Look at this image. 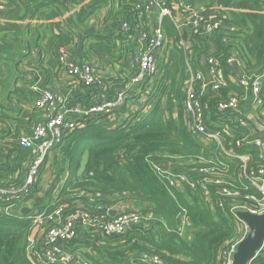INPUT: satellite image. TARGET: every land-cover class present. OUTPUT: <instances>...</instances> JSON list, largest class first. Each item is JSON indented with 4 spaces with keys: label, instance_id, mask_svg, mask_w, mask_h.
Wrapping results in <instances>:
<instances>
[{
    "label": "built area",
    "instance_id": "built-area-1",
    "mask_svg": "<svg viewBox=\"0 0 264 264\" xmlns=\"http://www.w3.org/2000/svg\"><path fill=\"white\" fill-rule=\"evenodd\" d=\"M7 1L0 0V10ZM116 2L115 13L121 10L120 3L124 0ZM127 2L128 12L122 13L112 27L117 36L113 60L125 70L124 80H120L123 85L110 96L95 95L89 106L81 100H71V93L67 95L37 87L39 95L34 105L38 115L30 133L19 137V144L30 152V156L20 184L0 185V201L5 203L0 204V209L4 213H22L19 210L24 198L51 166L55 152L91 113H102L110 126L117 123L128 126L147 116L153 109L158 89L170 83H164V76L176 44L187 56L188 76L183 86L186 123L202 153L151 164L170 187L198 191L211 206H228V213L242 223L241 236L230 240L220 253V264H232L239 243L250 230L238 212L245 209L264 213V108L260 95L263 74H246L234 55L227 59L234 67L233 72L227 74L219 59L212 55L216 50L214 37L223 28V9L226 8L217 4L211 6L206 0ZM166 18L176 26L179 41L168 36L164 28ZM205 39L210 52L204 61L196 62L194 66L193 43H203ZM37 53V49L32 50L33 56L38 57ZM83 56L75 58L69 49L61 51L59 61L71 74V85L103 83L104 73ZM235 66L242 69L240 76L236 75ZM230 82L240 86L243 92L230 90L226 97L213 103V109V96L208 94L218 95ZM253 147L259 150L255 159L249 152ZM234 162L239 167L235 177L229 172ZM163 163L169 168L165 169ZM63 183L64 179L58 186L62 187ZM58 193L59 189L51 203L54 209L50 212L35 208L33 204L26 205L32 222L27 255L33 264H92L88 255L95 252L93 244H104L99 237L123 236L151 218L140 209L121 207L114 201H122L121 196L107 203L100 201L99 193L82 190L75 195L87 199L72 205L69 202L59 204ZM113 210L115 214H112ZM179 218L180 234L185 235L191 230L192 220L185 210ZM142 260L155 264L162 262L159 255L147 253L143 254Z\"/></svg>",
    "mask_w": 264,
    "mask_h": 264
},
{
    "label": "trees",
    "instance_id": "trees-1",
    "mask_svg": "<svg viewBox=\"0 0 264 264\" xmlns=\"http://www.w3.org/2000/svg\"><path fill=\"white\" fill-rule=\"evenodd\" d=\"M84 1L8 0L5 11L0 10V16L6 20L0 23V60L7 65L20 62L27 46V36L31 33L32 20L38 21L35 29L39 34L36 46L39 61L49 57L47 62L52 67L61 66L59 56L67 49L74 54V49L77 52L81 47L85 54L92 53L101 58L111 56L113 47L106 37L86 46L90 34L97 37L90 33L91 18L103 9H109L105 30L115 43L117 36L112 27L122 13L128 12L129 3L124 0L120 3L121 10L115 13L116 0H89L71 14L66 24L55 21ZM206 1L211 6L217 4L226 8L223 9V28L214 37L216 50L212 55L219 59L227 74L234 70L227 62L233 55L241 62L246 74H263L260 95L264 108V0ZM164 28L175 42L181 39L169 18L165 19ZM7 34L9 37L5 36ZM193 50L192 60L196 66V62L204 61L210 52L208 41L194 42ZM186 61L185 51L175 44L164 76V83H170L161 87L165 95L159 97L156 94L152 111L141 120L128 126L121 123L110 126L102 113H91L83 119L53 156L50 167L54 179L49 189L44 192L39 179L24 198L35 208L50 212L54 209L51 203L57 189L58 203L72 205L87 199L75 195L86 190L99 193L101 202L108 203L118 196L122 200L128 198L135 201L143 213L150 214L146 223L123 236L99 237L104 244H93L95 252L88 255L92 264H155L142 260L145 253L159 255L160 264H220L222 249L230 240L241 236L242 223L228 213V206H211L198 191L170 187L151 164L202 153L201 146L189 132L183 108V86L188 76ZM41 64L43 66L45 62ZM122 85L117 83L112 93ZM80 87L82 92L76 94V98L89 106L95 95L103 97L108 85ZM232 89L243 92L240 86L230 82L218 95L208 94L213 96L211 103L226 97ZM175 106L178 110L176 116L173 114ZM212 107L214 109V104ZM11 146L5 168L13 174L20 170L23 178L24 163L30 152L21 148L18 142ZM249 152L254 159L258 158L257 148L253 147ZM238 171V164L234 162L229 172L235 177ZM63 179L64 183L59 187ZM13 182L2 186L17 183ZM0 204L5 203L1 200ZM182 209L192 220L191 230L185 235L179 231ZM29 215L0 212V264H33L27 255L32 228ZM250 264H264V246Z\"/></svg>",
    "mask_w": 264,
    "mask_h": 264
},
{
    "label": "crops",
    "instance_id": "crops-1",
    "mask_svg": "<svg viewBox=\"0 0 264 264\" xmlns=\"http://www.w3.org/2000/svg\"><path fill=\"white\" fill-rule=\"evenodd\" d=\"M89 0L84 1L82 4H80L78 7H74L73 10L70 12L65 13L63 16H60L56 18V22H63L67 23V19L70 18L71 14L74 11H77L80 6L87 3ZM117 3V2H115ZM117 6V4H116ZM115 6L114 10L117 9ZM5 11V7L2 9ZM108 8L103 9L100 13H98L96 16L91 18V29L90 33L95 34L88 36L87 40V47L100 37H106L108 39V43L111 47H113V51L110 55H105L103 58H101L98 55L88 53L85 54L84 51H82V48L79 47L77 49V52L74 49L73 57H78L81 55H84L85 57L92 58L93 64L99 69L101 65L98 66L99 59H103V71L102 73H105L106 76L104 78L103 83L108 85V88L106 89L103 94L105 96H110L112 94V88L119 82L120 80H124V75L121 67H119L116 62L113 60V53L115 52V43H113V40L110 39L111 37L108 36V31L105 30L106 26V17L108 15ZM6 20L0 16V23H4ZM38 21L32 20V28L31 33L27 36V46L23 52L24 56L20 60L18 64H12L7 65L5 62L0 60V73L2 74L3 69L6 68V70L3 72L5 76H3L2 82H0L2 85L6 81V87L4 89V96L1 98V92H0V185L5 184L7 182H17L16 185L20 184L22 182V176L21 171L18 170L14 174L13 172H10L5 168V163H7V158L9 156L8 148H12V144L19 143V137L23 134L30 133V128L32 126V123L35 121L37 115H38V109L35 107V100L38 97V89L37 87H44L49 88L55 91H60L63 93H68L69 98L73 101H78L80 98H76V94H78L81 90L80 86H72L71 81L72 77L71 74L66 70L65 68H62L61 66H55L52 67L47 62L48 59L44 58L42 61L40 60V57H36L32 55V50L36 49V46L38 44L39 34L35 29V25ZM65 30L67 31V28L65 27ZM4 35L1 33V36ZM6 37H9V35H5ZM82 39H80L81 41ZM83 42V41H82ZM82 52V53H81ZM84 53V54H83ZM87 53V52H86ZM94 57V58H93ZM45 62V65L42 66L41 63ZM126 66L125 64L123 67ZM236 75L240 76L242 74V69L240 67L235 66ZM13 73L14 76L10 80L8 74ZM45 77V78H44ZM43 79V80H42ZM232 80V79H231ZM234 81V80H232ZM117 89V88H116ZM114 90V92L116 91ZM27 111V116L23 117V113ZM173 114L176 116L177 112L174 109ZM19 146L23 148L20 144ZM24 149V148H23ZM15 156V154L13 155ZM26 162L24 163V166L26 167ZM48 174V173H47ZM46 174V175H47ZM45 175V176H46ZM44 180V179H43ZM42 181V180H41ZM45 181V180H44ZM14 183V182H13ZM45 183L40 182V187L43 190V186ZM46 191V190H44ZM40 195L36 197V199L39 198ZM122 200V198H121ZM26 201V202H25ZM20 207V212L22 213H15L18 216L21 214H26L28 212H23V208L27 207L26 205L32 204L30 201L25 200ZM116 202H119L118 204L121 205V207L132 210V209H140L141 207L132 200H129L128 198L118 201L114 200ZM1 207V205H0ZM0 212L3 213V211L0 209Z\"/></svg>",
    "mask_w": 264,
    "mask_h": 264
},
{
    "label": "water",
    "instance_id": "water-1",
    "mask_svg": "<svg viewBox=\"0 0 264 264\" xmlns=\"http://www.w3.org/2000/svg\"><path fill=\"white\" fill-rule=\"evenodd\" d=\"M22 116L26 117L27 111ZM162 165L165 169L169 168L166 163ZM28 211V206L23 208V212ZM112 214H115V210L112 211ZM238 214L241 220L249 226L250 230L239 243L232 264H250L264 246V213L257 214L241 209Z\"/></svg>",
    "mask_w": 264,
    "mask_h": 264
},
{
    "label": "rangeland",
    "instance_id": "rangeland-1",
    "mask_svg": "<svg viewBox=\"0 0 264 264\" xmlns=\"http://www.w3.org/2000/svg\"><path fill=\"white\" fill-rule=\"evenodd\" d=\"M82 53V52H81ZM84 54V53H83ZM83 56V55H82ZM85 59H87V60H90V61H92L93 59L92 58H90V57H85V56H83ZM94 58V57H93ZM102 64H103V59H99V61H98V66L99 65H101V67L99 68V70L100 71H103V67H102ZM6 70V68H4L3 69V72ZM3 72H2V74L0 73V82H2V79L1 78H3V76H5V74H3ZM6 72H7V70H6ZM104 76H106V74L104 73L103 74ZM8 76H9V78H10V80L13 78V76H14V74L13 73H9L8 74ZM6 81L4 82V84L2 85L1 83H0V92H1V98L4 96V89H5V87H6ZM162 88H159L158 89V91H157V96H159V97H163L165 94H162V90H161ZM167 91V90H166ZM174 109L176 110V111H178L177 110V106H175L174 107ZM48 173V174H47ZM47 174V175H46ZM46 175V176H45ZM42 181L41 182H43V183H45L44 184V188H43V191L44 190H48L49 189V187L51 186V183H52V181H53V179H54V175H52V172H51V167L50 166H48L47 168H46V170L43 172V174H42V176H41V178H40ZM45 181H44V180ZM45 192V191H44ZM44 192H43V195H44ZM141 209V208H140Z\"/></svg>",
    "mask_w": 264,
    "mask_h": 264
}]
</instances>
